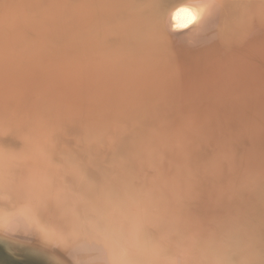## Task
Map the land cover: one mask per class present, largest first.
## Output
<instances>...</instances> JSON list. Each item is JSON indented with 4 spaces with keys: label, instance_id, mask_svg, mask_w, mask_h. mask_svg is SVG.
Returning a JSON list of instances; mask_svg holds the SVG:
<instances>
[{
    "label": "bare ground",
    "instance_id": "bare-ground-1",
    "mask_svg": "<svg viewBox=\"0 0 264 264\" xmlns=\"http://www.w3.org/2000/svg\"><path fill=\"white\" fill-rule=\"evenodd\" d=\"M0 253L264 264V0H0Z\"/></svg>",
    "mask_w": 264,
    "mask_h": 264
},
{
    "label": "water",
    "instance_id": "water-1",
    "mask_svg": "<svg viewBox=\"0 0 264 264\" xmlns=\"http://www.w3.org/2000/svg\"><path fill=\"white\" fill-rule=\"evenodd\" d=\"M0 261L2 262V264H26V263H21L18 262L17 260H15L14 258H12L11 256H7L3 253H0Z\"/></svg>",
    "mask_w": 264,
    "mask_h": 264
}]
</instances>
